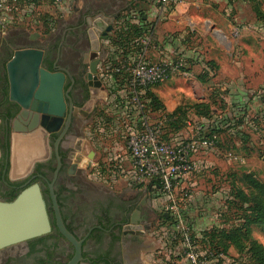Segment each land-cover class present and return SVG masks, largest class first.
Wrapping results in <instances>:
<instances>
[{"label": "rangeland", "instance_id": "obj_1", "mask_svg": "<svg viewBox=\"0 0 264 264\" xmlns=\"http://www.w3.org/2000/svg\"><path fill=\"white\" fill-rule=\"evenodd\" d=\"M103 2L69 0L57 7L51 0H19L0 13L3 18L0 42L17 32L46 39L59 24L70 21L76 7L83 12L85 7L95 8ZM258 2L264 10V0ZM209 3L180 10L190 20L184 21L179 29L173 25L170 30L162 31L161 22L155 17L141 24L139 18L137 22L135 18L122 25L113 21L108 37L99 41L103 51L98 50L94 55L99 63L90 84L98 85V91H105V84L101 88L100 81H106L107 86L123 78L124 74L121 77L116 70L140 59L166 62L170 66L167 76L150 92L155 112L171 115L164 129L166 135L171 134L168 135V140L172 137L171 145L176 146L178 139L191 143L198 136L209 137L211 129L207 125L217 124L216 150L190 148L192 166L180 174L174 190L179 217L195 229L191 236L199 235L198 240L204 245L212 238L225 246L228 264H257L254 252L264 262V26L250 19L243 23L246 30L239 31L242 23H237L234 15L242 10L230 8L228 2ZM139 11L146 14V9ZM226 23L235 30L222 32ZM28 43L16 42L15 46L28 47ZM212 43L218 44L222 53L218 56L219 63L213 57ZM233 61L236 64L244 61L258 71L250 73L249 80L241 72L232 77L226 66L228 63L231 68ZM98 93L91 95L88 107L93 106L92 117L80 127V146L71 153V160L81 167L75 165L73 171L86 182L116 195L132 193L140 199L146 198L140 212L142 221L128 227L130 235L139 241L137 248L130 244L133 252L130 259L134 255L139 264H181L169 252L168 234L163 233V227L175 219L170 207L173 199H167L155 187L152 189L150 185L156 179H145L135 172L127 138L122 133L125 123L101 107L103 99L100 100ZM85 111L79 113L80 119ZM115 120L119 122L111 123ZM186 192L189 197H184ZM25 262L24 258L12 264Z\"/></svg>", "mask_w": 264, "mask_h": 264}, {"label": "flooded vegetation", "instance_id": "obj_2", "mask_svg": "<svg viewBox=\"0 0 264 264\" xmlns=\"http://www.w3.org/2000/svg\"><path fill=\"white\" fill-rule=\"evenodd\" d=\"M82 11L73 15L70 21L59 24L60 27L46 39L26 37L24 33L17 32L8 40L0 42V199L12 200L26 185L36 181L41 187L51 221L48 233L0 248V264H12L24 258L25 264H68L75 258L76 246L56 225L50 183L63 223L79 242V254L74 264L140 262L134 255L130 259L133 254L130 244L134 243L137 248L139 241L130 235L128 227L135 225L132 220L137 223L142 221L140 212L146 204V198L140 199L139 195L132 193L116 195L86 182L73 171L75 165L78 169L81 167L71 160V153L76 146H80V127H84L90 116L88 111L81 114L83 119H80L79 113L90 106V80L94 75L91 69H97L99 63L92 66L95 60L93 54L96 52L93 47L99 45L101 50V39L99 36H96L97 41L92 39L89 32L94 14L87 7ZM16 42H30L28 47L41 49L40 67L51 73L63 74V106L60 107V102H57L55 106L61 110L60 115H49L50 119L56 116L62 121L55 131L48 134L47 158L36 162L27 177L11 181L8 171L13 128L16 127L20 134H28L23 129L36 119V126L39 127L44 114L41 109L47 103L44 98L34 97L35 109L31 108L33 101L23 109L9 99L6 61L11 55L10 45ZM23 110L24 114L21 113Z\"/></svg>", "mask_w": 264, "mask_h": 264}, {"label": "built area", "instance_id": "obj_3", "mask_svg": "<svg viewBox=\"0 0 264 264\" xmlns=\"http://www.w3.org/2000/svg\"><path fill=\"white\" fill-rule=\"evenodd\" d=\"M18 1L0 0V13ZM51 1L57 7L68 2V0ZM144 1L148 2L147 4L152 9H156L162 18L165 12L167 15L170 14V11L185 0H128V3L131 4L133 10L139 6H147ZM132 10L131 12H134ZM138 17L136 15L126 18L122 24L135 18V22H137ZM2 19L0 15V22ZM123 69L116 71L121 77V74H124V77L117 78L116 83L111 82L108 85L103 109L110 113L113 118L115 117L125 123L122 133L127 138V150L135 172L142 178L156 179L153 180L156 183L153 186L150 185L152 189L155 187L159 192H163L167 199H173L170 207L171 216L175 218L174 222L163 227V233L168 234L167 248L169 252L174 255L175 259H180L181 262L179 263L181 264H219L220 262L228 264L230 260L224 252L204 245L200 239L198 240L199 235L197 236V234L194 237L191 236V232H194L195 229L179 217L174 203L176 200L174 190L180 179V174L188 171L192 166L189 158L190 148L196 146L216 150V133H210L209 137L198 136L191 143H184L178 139L179 142L175 143L176 146L171 145L172 137L170 136L168 140V135L171 134L166 135L164 131L171 118L168 113L163 111H160L159 115L153 118L152 113L154 112L149 96L151 88L170 72V66L166 62H151L140 59ZM107 70L108 68L103 71ZM115 121L111 123L119 122ZM214 125L207 126L212 128ZM183 195L184 197L190 196L187 192Z\"/></svg>", "mask_w": 264, "mask_h": 264}, {"label": "water", "instance_id": "obj_4", "mask_svg": "<svg viewBox=\"0 0 264 264\" xmlns=\"http://www.w3.org/2000/svg\"><path fill=\"white\" fill-rule=\"evenodd\" d=\"M115 17H110L107 21L105 20L106 22L99 16L94 18L90 22L89 32L91 38L96 41V36H99L101 40L106 39L108 32L113 29L112 24ZM93 48L94 51H97L99 45H95ZM94 55L96 56L97 52H94ZM41 60V49L18 47L13 50L10 58L6 61L9 99L11 101H14L23 109L33 101L31 108L35 109L36 97L47 100V103L41 109L44 114L39 122V127L36 126L38 125L36 119L35 122L29 123L28 127L23 129L28 134H20L17 132L16 127L13 128L8 171V178L11 181L27 177L36 162H41L47 158L49 154L48 134L55 131L62 121L60 117L56 116L50 119L49 115H60L61 113V110L57 109L55 104L60 102V107L63 106L61 96L63 74L51 73L41 68ZM98 62L99 59H95L92 66H95ZM91 72L96 73V68L93 67ZM24 112L23 110L21 113L24 114ZM91 153L90 158L93 157V151ZM49 191L55 212L56 225L59 231L77 248L75 258L68 263L74 264L79 254V242L63 223L51 183L49 184ZM132 223L137 224V221L132 220ZM50 230L51 221L38 182L35 181L26 185L12 200L0 199V248L41 236Z\"/></svg>", "mask_w": 264, "mask_h": 264}, {"label": "crops", "instance_id": "obj_5", "mask_svg": "<svg viewBox=\"0 0 264 264\" xmlns=\"http://www.w3.org/2000/svg\"><path fill=\"white\" fill-rule=\"evenodd\" d=\"M104 1H105V3L104 2L100 3L99 6H95V8L87 7L89 10H91V12H93V14H94L93 18H96L97 16H99L103 21H105V20L107 21V19H109L112 16L115 17V15H116L114 21H116V23L121 24V25H122L124 19L130 18L131 16L132 17L136 16L137 10L146 9V14L144 13L141 15L140 12L137 14L139 16L138 18L140 19V24L146 23L148 20L154 19V17H155V18H158L157 19L158 22H161V23H159V26H160V29H162V31H165V29L170 30L173 27V25H174V27H176L175 25H177L178 29H179V27H181L183 24H185L184 21L187 22L188 20H190V19H188V16L186 13L180 14V10H182V9L187 10L190 6L191 7L193 5L199 6L200 4L201 5L202 4H208L209 2H210L209 4L217 3V2L218 3L223 2L225 4V2H226V4H228V3L230 4V8L234 7L235 10H238V9H239V11L242 10L240 13H237V14L235 13V15H234L237 23H239V22L242 23L241 28H239L237 30H239V31L240 30H243V31L246 30L245 25L243 23L245 20H250V19H254L253 22L256 25L264 26V10L261 9L259 6L260 10L263 12V15L261 17H258L252 8V5H250V3H249L250 0L249 1L248 0H185L184 2L180 3L175 9L170 11V14L167 15L165 12L164 15L162 16V18L158 14L159 12H157L156 9H152L151 6H149L147 4L148 2H146V1H144V2H145V4H147V6L146 5L142 6V7L139 6L137 9L134 8L133 10H132L131 4L128 3V0H104ZM258 1H260V0H257V2ZM68 2H69V0H68ZM227 9H229V8H227ZM75 10H76L75 11L76 14L80 11L77 7L75 8ZM131 10L134 12H131ZM102 17H104V18H102ZM253 22L251 21V23H253ZM258 23H260V24H258ZM224 25L226 27L224 29H222L223 31L219 29L220 31L227 33V31H232V30L234 31L235 30V27L232 24L226 23ZM217 45L218 44L212 43L211 44V50H212V52L215 53V55L213 57H214V59H216L215 60L216 63H219L220 61L218 60V56L221 55L222 53L217 48ZM16 47L17 46H15V44L10 45L11 54H12V49L16 48ZM19 47H21V46H19ZM101 51H103V49H101ZM231 65H232L231 68H234L235 70H232L229 67L230 64L227 63L226 71H229L228 73H230L232 77H234V73H236V72L240 73L241 72L242 75L243 74L245 75V73H246L247 80H249L250 79V77H249L250 73H255L256 71H258V69H255V66L247 65V63L244 61H241L240 63L238 62L237 64L233 61V64H231ZM228 68H230V70H228ZM101 76H102L103 81H104L105 78L103 77V75H101ZM93 78L94 77H92L91 79H93ZM242 78L244 79V76ZM110 83H109V85H110ZM100 84H101V88L104 87L103 85L105 84V88H106V90H108V85L106 86V81H104V82L100 81ZM97 86L98 85H95V84L91 85V87L94 88V89L92 88V93L99 92L98 96L100 97V100L103 99L101 101V104H100L102 107L103 101L106 100L107 92H106V90L105 91H100V90L98 91ZM99 87H100V85H99ZM93 90H94V92H93ZM92 109H93V106L89 107L88 109H86L85 113H87L88 111L91 113ZM153 112H154V113H152L153 118L156 117L157 115H159V113H160V111L156 113L154 109H153ZM91 117L89 116V118H91Z\"/></svg>", "mask_w": 264, "mask_h": 264}, {"label": "trees", "instance_id": "obj_6", "mask_svg": "<svg viewBox=\"0 0 264 264\" xmlns=\"http://www.w3.org/2000/svg\"><path fill=\"white\" fill-rule=\"evenodd\" d=\"M25 1H35V0H25ZM251 2H252V8H253V10H254V12L256 13V15L258 16V17H261L262 15H263V12L260 10V8H259V3L257 2V0H250ZM121 34H119V36H120ZM122 36V35H121ZM149 96H150V98H151V101H152V107H154V103H155V101H154V98H153V96H152V94H151V92L149 93ZM155 108V107H154ZM170 118H171V115H170ZM230 121L231 122H233L234 121V118L232 119H230ZM240 122H243V119L242 120H240ZM216 127L217 126H214V127H212V128H210L211 129V133H213L215 130H216ZM213 130V131H212ZM165 217V216H164ZM206 236V235H205ZM208 242H206V244L208 245V246H210L211 248H214V249H216V250H218V251H221V252H225L226 251V248H225V246L223 247L222 245H220L219 243H217V242H214V240L212 239V238H210V240H207ZM201 242L203 243V244H205L202 240H201ZM253 252H254V250H253ZM254 254H255V257H256V259H257V261L259 262V263H257V264H264V262H261L260 260V258L258 257V255H257V253L256 252H254Z\"/></svg>", "mask_w": 264, "mask_h": 264}, {"label": "bare ground", "instance_id": "obj_7", "mask_svg": "<svg viewBox=\"0 0 264 264\" xmlns=\"http://www.w3.org/2000/svg\"><path fill=\"white\" fill-rule=\"evenodd\" d=\"M90 155L92 156V153H90Z\"/></svg>", "mask_w": 264, "mask_h": 264}]
</instances>
